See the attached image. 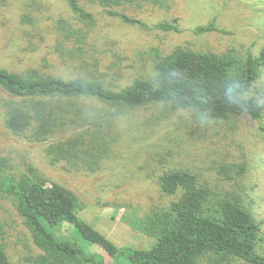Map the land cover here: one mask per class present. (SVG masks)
<instances>
[{
	"label": "trees",
	"instance_id": "obj_1",
	"mask_svg": "<svg viewBox=\"0 0 264 264\" xmlns=\"http://www.w3.org/2000/svg\"><path fill=\"white\" fill-rule=\"evenodd\" d=\"M64 1L72 19L27 12L22 15L23 33L43 40L51 35L60 52L57 56L76 69L75 75L67 78L40 67L0 68V87L9 94L4 103L7 126L18 134L28 133L34 141L47 142L52 162L76 172L99 170L116 155L128 132L126 125L132 123L131 114L143 107L164 105L225 120L241 114L263 117L264 102L250 94L263 74L264 48L260 54H218L177 47L163 55L150 73L123 84L117 80L125 72L118 64L117 42L110 45L99 33L94 7L123 23L149 29L117 7L126 2L166 6L168 0ZM156 27L181 32L177 20ZM196 30L221 29L210 22ZM110 54L116 58L110 59ZM258 94L264 97V91ZM7 168L0 147V175ZM30 170L17 179L6 177L3 183L39 249L35 264H108L104 254L87 249L95 244L110 254L111 264H230L233 259L264 264V253L258 249L262 227L253 209L237 195L215 191L195 170L162 173L160 188L171 200L130 217L134 228L155 238L146 249L119 247L80 215L82 206L73 190L34 167ZM65 223L73 227L70 235L61 233ZM0 264H13L1 238Z\"/></svg>",
	"mask_w": 264,
	"mask_h": 264
},
{
	"label": "rangeland",
	"instance_id": "obj_2",
	"mask_svg": "<svg viewBox=\"0 0 264 264\" xmlns=\"http://www.w3.org/2000/svg\"><path fill=\"white\" fill-rule=\"evenodd\" d=\"M94 10L99 33L110 45L117 42L118 64L125 70L117 80L123 84L150 73L163 55L177 47L218 54H260L264 48V0H168L166 6L126 2L117 7L141 19L149 29L123 23L99 6ZM27 12L73 18L64 0H0V68L22 71L40 67L67 78L74 76L76 69L59 59L51 35L43 40L36 33L37 37L23 33L22 15ZM173 20L181 32L156 27ZM210 22L221 30L197 32L199 26ZM111 58L116 57L110 54ZM259 90L264 91V68L250 94L264 102ZM8 98L0 87V147L8 161L0 175V238L13 264H35L39 249L3 182L6 177L17 179L30 173L32 167L73 190L82 206L80 215L119 247L142 249L150 248L155 238L134 228L130 217L171 200L160 188L162 173L175 168L195 170L215 191L237 195L253 209L262 227L258 249L264 253V115L254 119L241 114L225 120L164 105L143 107L131 114L132 123L126 125L128 132L115 156L95 172H76L64 163L52 162L47 142L34 141L28 133L18 134L7 126L4 103ZM61 230L70 235L73 227L65 223ZM87 249L104 254L108 264L113 262L101 245H88ZM230 264L248 263L233 259Z\"/></svg>",
	"mask_w": 264,
	"mask_h": 264
}]
</instances>
